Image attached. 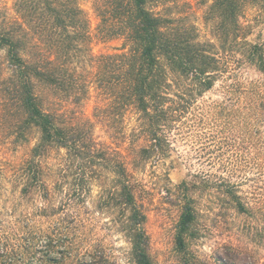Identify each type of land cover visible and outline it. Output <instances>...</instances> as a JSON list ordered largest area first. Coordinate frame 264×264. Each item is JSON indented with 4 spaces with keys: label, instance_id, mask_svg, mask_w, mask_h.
I'll list each match as a JSON object with an SVG mask.
<instances>
[{
    "label": "trees",
    "instance_id": "trees-1",
    "mask_svg": "<svg viewBox=\"0 0 264 264\" xmlns=\"http://www.w3.org/2000/svg\"><path fill=\"white\" fill-rule=\"evenodd\" d=\"M107 2L94 6L97 34L103 39L123 38L128 48L118 54L89 56L97 63L95 83L108 101L95 112L122 127L133 110L136 124L130 146L142 143L132 148L99 143L88 120L71 122L44 98L43 92L51 90L62 101L78 104L86 93L74 63L91 34L77 0H13L14 17L5 16L0 22V51L8 69L6 76L0 73V86L14 110L11 128L19 142H27L33 131L38 133L22 168L18 205L0 212V264H114L96 218L100 213L113 215L111 223L129 242L133 264H154L147 216L130 168L168 157L175 150L173 134L197 127L221 125L220 141L230 149L221 144L216 150L206 148L205 154L217 160H209L208 168L203 166L193 180L175 187L180 201L175 226L178 252H186L188 241L197 236L201 192L216 189L222 193V204L240 215L255 209L233 178L239 169L264 161V86L258 82L254 88L246 86L235 70L220 64L212 43L199 42L189 29L154 14L148 0ZM212 8L221 19L223 43L229 35L237 41L240 0H214ZM251 47V63L264 71L260 47ZM218 80L224 81L225 102L235 98L236 106L204 100ZM228 127L242 133L237 136ZM239 139L247 140L246 148L236 145ZM262 141L263 146L257 144ZM57 150H64L65 156L51 171L44 161ZM256 166L263 169L264 163ZM50 171L55 177L52 184L47 180ZM94 186L99 193L91 209ZM36 199L35 210L17 207ZM224 253L230 264H252L233 248Z\"/></svg>",
    "mask_w": 264,
    "mask_h": 264
},
{
    "label": "rangeland",
    "instance_id": "rangeland-1",
    "mask_svg": "<svg viewBox=\"0 0 264 264\" xmlns=\"http://www.w3.org/2000/svg\"><path fill=\"white\" fill-rule=\"evenodd\" d=\"M109 0H77L89 20L91 41L84 46L78 61L74 63L76 76L86 83L85 95L78 104L70 99L62 101L54 91L43 92L44 98L54 105L55 110H61L71 122L88 120L92 124L95 139L104 145L138 146L142 143H133L130 146V133L136 124V116L130 110L124 123H110L101 117L96 108H103L108 101L103 97L101 90L95 83L97 63L89 56L99 57L107 54H118L127 51V43L123 38L103 39L97 34L99 19L95 12L96 4H108ZM214 0H148V8L154 13L172 20L182 29H189L191 35L197 36L202 43H212L213 53L221 60L220 64L227 70H235L245 85L254 88V83L264 86V71L251 63L248 55L253 51L251 46H259L264 58V0H240L241 9L238 19V39L233 40L229 35L226 44L223 43V33L220 28L221 19L213 10ZM13 0H0V22L5 18L14 17L12 10ZM222 38V39H221ZM220 65V66H221ZM0 73L8 74L4 62V52L0 51ZM224 81L218 80L215 87L205 94L207 103L225 102L223 90ZM3 87V86H2ZM0 86V212L7 213L18 205L21 176L24 163L30 158L31 149L37 142L38 133L31 132L27 142L15 139L11 128L14 123L11 106L3 97ZM235 98L226 101L225 105L236 106ZM9 105V106H8ZM116 124V125H115ZM221 125L197 127L193 132L185 131L175 136V150L170 155L158 161H151L130 172L136 181V195L142 204L147 221L145 225L149 237L151 255L154 264H230L225 258V249L233 248L239 253L246 254L247 261L252 264H264V168L256 166L264 161L253 162L248 168L238 170L233 181L241 185V191L250 204L255 208L248 215H240L230 207L222 204V193L216 189L198 194L200 215L195 225L197 236L188 241L186 252H178L175 244V226L180 215L179 194L175 187L183 180H193V175L200 171L209 160L216 161L205 154V149L216 150L220 141L219 129ZM230 129V130H229ZM121 130L126 136H122ZM240 135L237 128L228 127L227 131ZM242 135V134H241ZM263 146L262 142H257ZM236 145L246 148L247 140H238ZM222 147H225L223 144ZM123 148V147H121ZM215 152V151H214ZM215 154V153H213ZM64 150L52 152L44 163L51 171L63 160ZM129 161L132 159L128 152ZM133 157V156H132ZM246 164L245 160H239ZM208 168V167H207ZM263 170V171H262ZM47 177L49 184L55 180L52 172ZM196 178L194 181L196 182ZM99 188L93 187L89 206L94 209V200ZM19 209L31 208L35 210L39 200L22 202ZM101 223L102 234L113 252L114 264H133L129 258L130 244L112 224L113 215L109 213L96 214ZM227 260V261H226Z\"/></svg>",
    "mask_w": 264,
    "mask_h": 264
}]
</instances>
